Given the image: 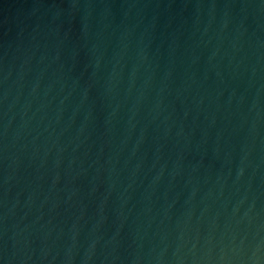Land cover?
<instances>
[{
    "label": "water",
    "instance_id": "95a60500",
    "mask_svg": "<svg viewBox=\"0 0 264 264\" xmlns=\"http://www.w3.org/2000/svg\"><path fill=\"white\" fill-rule=\"evenodd\" d=\"M0 264H264V0H0Z\"/></svg>",
    "mask_w": 264,
    "mask_h": 264
}]
</instances>
